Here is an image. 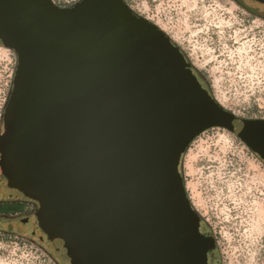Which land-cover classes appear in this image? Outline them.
<instances>
[{
    "label": "water",
    "instance_id": "1",
    "mask_svg": "<svg viewBox=\"0 0 264 264\" xmlns=\"http://www.w3.org/2000/svg\"><path fill=\"white\" fill-rule=\"evenodd\" d=\"M0 47L16 56L0 194L37 204L14 230L61 264H213L182 157L221 128L264 163V136L250 134L264 120L225 110L123 0H0Z\"/></svg>",
    "mask_w": 264,
    "mask_h": 264
},
{
    "label": "rangeland",
    "instance_id": "2",
    "mask_svg": "<svg viewBox=\"0 0 264 264\" xmlns=\"http://www.w3.org/2000/svg\"><path fill=\"white\" fill-rule=\"evenodd\" d=\"M123 1L168 36L225 110L264 120L262 6L249 0ZM15 67L14 52L0 47V129ZM180 170L203 233L215 242L213 264H264V163L235 134L212 128L192 141ZM6 229L0 225V264H61L26 234Z\"/></svg>",
    "mask_w": 264,
    "mask_h": 264
},
{
    "label": "flooded vegetation",
    "instance_id": "3",
    "mask_svg": "<svg viewBox=\"0 0 264 264\" xmlns=\"http://www.w3.org/2000/svg\"><path fill=\"white\" fill-rule=\"evenodd\" d=\"M264 17V16H263ZM21 206V210L18 212H13L11 214H2L0 216V225H6V230L11 229L10 232L14 230V223L21 218L32 217L37 209V204L35 202L26 201V200H18L12 194H7V196H3L0 194V209L3 207L6 208H17ZM204 230L205 227L203 226ZM209 237L208 234H205ZM211 258V254H210ZM212 259V258H211Z\"/></svg>",
    "mask_w": 264,
    "mask_h": 264
},
{
    "label": "built area",
    "instance_id": "4",
    "mask_svg": "<svg viewBox=\"0 0 264 264\" xmlns=\"http://www.w3.org/2000/svg\"><path fill=\"white\" fill-rule=\"evenodd\" d=\"M58 7H69L79 2L80 0H51Z\"/></svg>",
    "mask_w": 264,
    "mask_h": 264
},
{
    "label": "trees",
    "instance_id": "5",
    "mask_svg": "<svg viewBox=\"0 0 264 264\" xmlns=\"http://www.w3.org/2000/svg\"><path fill=\"white\" fill-rule=\"evenodd\" d=\"M19 210H21V206H19L18 209L17 208H11V207L10 208L3 207L2 209H0V216L2 214H6L7 215V214H11L13 212H18Z\"/></svg>",
    "mask_w": 264,
    "mask_h": 264
},
{
    "label": "snow or ice",
    "instance_id": "6",
    "mask_svg": "<svg viewBox=\"0 0 264 264\" xmlns=\"http://www.w3.org/2000/svg\"><path fill=\"white\" fill-rule=\"evenodd\" d=\"M250 134L254 137H262L264 136V130H260V131L253 130Z\"/></svg>",
    "mask_w": 264,
    "mask_h": 264
}]
</instances>
